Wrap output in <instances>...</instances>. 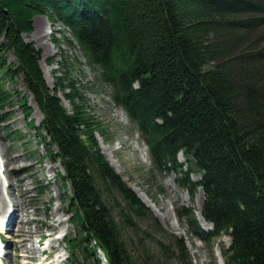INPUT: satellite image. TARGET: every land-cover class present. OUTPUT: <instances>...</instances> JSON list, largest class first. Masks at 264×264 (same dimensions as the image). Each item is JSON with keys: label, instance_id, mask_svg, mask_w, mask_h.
<instances>
[{"label": "trees", "instance_id": "16d2710c", "mask_svg": "<svg viewBox=\"0 0 264 264\" xmlns=\"http://www.w3.org/2000/svg\"><path fill=\"white\" fill-rule=\"evenodd\" d=\"M35 15L79 46L158 171L176 167L179 150L191 159L208 235L230 236L224 264H264V0H0V123L19 106L33 125L31 96L37 133L69 189L71 260L99 263L101 250L107 264H192L184 240L101 152L85 97L69 83L66 109L46 83L39 50L22 37Z\"/></svg>", "mask_w": 264, "mask_h": 264}, {"label": "rangeland", "instance_id": "374dc122", "mask_svg": "<svg viewBox=\"0 0 264 264\" xmlns=\"http://www.w3.org/2000/svg\"><path fill=\"white\" fill-rule=\"evenodd\" d=\"M36 17L37 28L33 26V18L32 30L22 37L39 50V65L45 81L54 88L64 107L70 109L64 93L72 82L75 91L85 97L89 113L102 129V133H96L101 152L121 179L139 199L143 200L142 195L153 203L162 218L152 214L163 229L184 239L193 264H212L211 255L216 264H222L220 250L227 246L228 236L204 240L196 234L199 230L209 232L212 229L196 214L203 201L200 187L194 185L200 173L188 171L183 154L177 155L181 169L158 172L137 127L111 97L110 86L102 83L97 70L87 64L79 46L75 42H64L58 23L51 25L44 15ZM65 35L72 38L68 32ZM16 87L23 89L21 83ZM24 93L28 95L25 90ZM27 103L33 107L30 114L33 125H29L19 106H14L10 118L0 123L2 193L8 202L15 199V216L8 223L9 230H2L0 264H96L93 257L81 255L76 263H70L67 243L57 238L65 232L69 237L78 234L70 221V207L65 198L69 189L59 175V163L46 155L47 149H54V146L45 147L35 128L41 114L31 98ZM180 181L185 185H180ZM186 212L194 214V225ZM50 230L54 231L50 238L37 245L38 235ZM43 249L48 254L46 258L41 253ZM100 264L106 263L102 259Z\"/></svg>", "mask_w": 264, "mask_h": 264}, {"label": "bare ground", "instance_id": "6f19581e", "mask_svg": "<svg viewBox=\"0 0 264 264\" xmlns=\"http://www.w3.org/2000/svg\"><path fill=\"white\" fill-rule=\"evenodd\" d=\"M37 18V17H36ZM36 18H34L33 19V21H34V23H33V26H34V28L36 29L37 28V22H36ZM103 151V150H102ZM46 165H48V164H46ZM51 168V167H50ZM0 169H1V165H0ZM1 172V171H0ZM3 186H4V178H3V176H1L0 175V230H2L3 228H5L6 226H3V223H4V220H5V218H10V222H12V219L14 218V216H15V208L13 207V205L12 206H10L9 205V203L10 202H8V200H7V198H6V196L4 195V193H2V188H3ZM139 194V193H138ZM140 195V194H139ZM142 198H143V200L147 203V204H149L154 210H155V212H156V214L160 217V218H162L161 216H160V213H158V211L155 209V207H154V205H153V203L152 202H150V201H148L146 198H144L142 195H140ZM201 209V208H200ZM197 216L199 217V219H200V221L202 222V223H204L205 221H204V219H203V217H202V215H201V211H199V209H198V211H197ZM13 227H14V225H13ZM53 262V261H52ZM54 263V262H53ZM51 264V263H50Z\"/></svg>", "mask_w": 264, "mask_h": 264}, {"label": "water", "instance_id": "95a60500", "mask_svg": "<svg viewBox=\"0 0 264 264\" xmlns=\"http://www.w3.org/2000/svg\"><path fill=\"white\" fill-rule=\"evenodd\" d=\"M36 16H37V15H35L34 17H36ZM34 17H33V18H34Z\"/></svg>", "mask_w": 264, "mask_h": 264}]
</instances>
